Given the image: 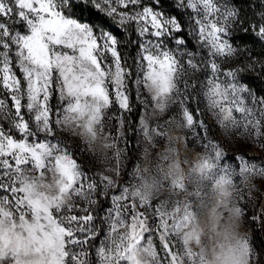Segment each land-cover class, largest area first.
I'll return each instance as SVG.
<instances>
[{
  "label": "rangeland",
  "instance_id": "374dc122",
  "mask_svg": "<svg viewBox=\"0 0 264 264\" xmlns=\"http://www.w3.org/2000/svg\"><path fill=\"white\" fill-rule=\"evenodd\" d=\"M89 1L130 65L68 0H0V264H264V3Z\"/></svg>",
  "mask_w": 264,
  "mask_h": 264
},
{
  "label": "trees",
  "instance_id": "16d2710c",
  "mask_svg": "<svg viewBox=\"0 0 264 264\" xmlns=\"http://www.w3.org/2000/svg\"><path fill=\"white\" fill-rule=\"evenodd\" d=\"M161 4H165L166 6H169L171 3L168 0H156ZM259 1H262L264 3V0H234L235 4L244 7L246 10L243 13L245 17L248 20H252L256 18V12L255 10H251V7L255 5V3H258ZM68 4L73 10V12L76 14L78 18H81L85 21H87L91 26L93 27H101V28H106L108 29L114 36H116L118 40V44L121 48V55L123 58L127 60V64H131V55L130 53H125L124 54V49L127 48L126 43L130 42L129 41V36L127 37L126 34L114 23H112L109 19V17L101 12L100 10L96 9L92 3H90L89 0H68ZM172 13L176 18H179L178 12L176 11L175 7L172 9ZM262 14H264V11H262ZM246 42V45L249 47H256V44L249 40H244ZM125 43V45H124ZM259 45L261 46L262 49H264V41L259 42ZM123 47V49H122ZM125 55V57H124ZM255 87L260 89L262 85L259 83H255ZM256 238L258 242L263 246L264 248V242L261 239L260 233H259V228H257L256 231Z\"/></svg>",
  "mask_w": 264,
  "mask_h": 264
}]
</instances>
